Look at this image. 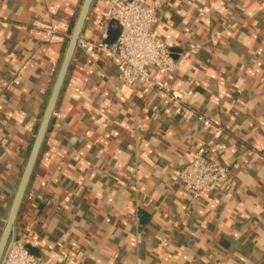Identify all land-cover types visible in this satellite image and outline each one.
Returning a JSON list of instances; mask_svg holds the SVG:
<instances>
[{"label": "crops", "instance_id": "obj_1", "mask_svg": "<svg viewBox=\"0 0 264 264\" xmlns=\"http://www.w3.org/2000/svg\"><path fill=\"white\" fill-rule=\"evenodd\" d=\"M82 1L0 0V232ZM106 1L90 6L14 237L46 264H264V0H162L152 34L178 59L177 105L142 84L120 93L116 63L80 47L111 39ZM200 148L229 176L192 198L178 175Z\"/></svg>", "mask_w": 264, "mask_h": 264}, {"label": "built area", "instance_id": "obj_2", "mask_svg": "<svg viewBox=\"0 0 264 264\" xmlns=\"http://www.w3.org/2000/svg\"><path fill=\"white\" fill-rule=\"evenodd\" d=\"M107 10L104 18L97 24L102 28L108 20H114L119 29L115 41L111 44L95 41H79L86 54L97 53L117 66V80L120 83L118 91L134 84H142L151 90H159L162 97L171 104H180L183 94L172 88L170 78L178 68L169 46L152 34V27L158 22L157 11L162 0H107ZM44 34L52 36L55 29L43 28ZM202 45L193 44L189 54H196ZM158 74L164 76L159 79ZM194 114L203 128L210 127V120L200 114ZM57 118L60 116L57 114ZM219 135V131H216ZM229 176L227 166L210 161L206 150L200 148L192 153L189 161L179 171V181L192 198H197L200 192L214 188L218 183L226 181ZM1 264H46L44 258L30 254L24 242L14 237Z\"/></svg>", "mask_w": 264, "mask_h": 264}, {"label": "water", "instance_id": "obj_3", "mask_svg": "<svg viewBox=\"0 0 264 264\" xmlns=\"http://www.w3.org/2000/svg\"><path fill=\"white\" fill-rule=\"evenodd\" d=\"M93 0H83L80 6V10L78 12L76 21L73 25L71 35L67 46L65 48L60 67L58 73L56 75L54 84L52 86L50 95L48 97V101L46 103L45 109L43 111L40 123L36 130L35 137L32 142V146L30 148L24 169L22 171L21 177L17 184L15 193L13 195L4 225L0 232V264L2 263L5 254L8 250L9 243L14 236L15 222L18 216V212L21 208L23 200L25 198V194L36 165L41 146L46 137V133L50 127V123L52 120V116L55 110V106L57 104L58 97L61 93L67 72L69 70L72 58L74 56L75 50L78 45V40L83 31L84 24L87 18V15L90 10V6ZM111 39L107 41V44H111L115 41L118 36L119 29L117 23L112 20L111 21ZM114 26V28H113ZM27 251L35 256H38L36 252L32 250L29 246H26Z\"/></svg>", "mask_w": 264, "mask_h": 264}]
</instances>
